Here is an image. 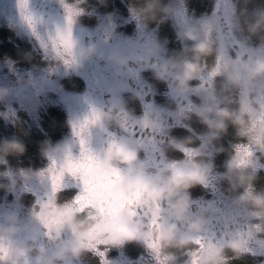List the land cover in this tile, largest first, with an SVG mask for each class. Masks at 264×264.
<instances>
[{
    "label": "flooded vegetation",
    "instance_id": "af4514ba",
    "mask_svg": "<svg viewBox=\"0 0 264 264\" xmlns=\"http://www.w3.org/2000/svg\"><path fill=\"white\" fill-rule=\"evenodd\" d=\"M66 5L75 10L71 22ZM76 5L33 0L26 8L33 16L29 24L33 26L32 35L28 37L33 49L30 59L23 63L31 65L38 76L36 86H30L25 93L36 94L38 90L40 98L67 95L77 107V113L71 124L67 123L63 111L47 116L53 125L42 131L46 144L26 146L23 154L16 156L21 173L20 198L18 209L8 207V212L9 218L26 230L18 234V241L37 234V244L44 243L51 248L69 236H80L86 252L69 264H105V261L107 264H193V261L196 264H264V212L250 204H238L237 198L245 189H233L225 178L227 165L232 162L235 173L254 176L247 191L264 192V152L256 147L260 138L255 135L258 127H264V108L243 129L245 135H238L233 126L232 130L217 135L198 115L209 94L215 97V107L225 106L222 94L225 78L214 73L219 66L215 51L204 58V72L189 82V90L177 94L171 79L158 80L154 69L137 56L155 49L147 57V64L159 66L182 53L188 41L181 39V45L174 49L167 39L139 29L134 22L110 29L99 24L97 15L77 12ZM216 17V29L209 34H212V45L217 46L215 50L223 49L231 58L242 50L245 57L252 50L264 51L257 44V38L245 37L227 13L219 11ZM45 36L49 40L58 36L59 49H63L58 53L48 52L43 42ZM114 55L126 63L117 64ZM254 102L264 103V92L249 93L239 88L231 94L227 106L234 107L233 110L247 107L251 114L255 111ZM94 110L99 117L97 122L77 135L84 121L92 118ZM81 139L97 157L80 181L82 186L85 182L93 185V190L87 193L92 208L83 215L65 216L62 226L53 227L52 239H49L40 216H49L50 211L38 206L37 201L43 202L51 188L48 176L41 173L53 162L62 166L70 157L79 156ZM241 144L249 145L251 154L238 153L236 146ZM116 166L126 171L118 183L111 172ZM185 168L207 169V179L185 191H175L167 199L155 196L154 190H150V185L171 190L170 176H178L185 182L195 181L197 174L185 172ZM65 183L66 187L57 194L61 205L70 202L81 190L71 177H66ZM180 196L187 200L188 217L202 218L201 230L195 234L189 232L184 220L170 214V205ZM145 203L153 206L151 213L145 211ZM137 205L142 208L143 216L133 217L123 210ZM157 217L158 223L149 227L148 221ZM83 219L91 220L92 227L81 230L78 224ZM172 223L177 224L181 235H187L190 242L186 247H165L160 229ZM128 224L137 227L142 224L147 230L141 241L128 242L137 237L136 232L128 230ZM58 231L60 235L56 234ZM197 239L202 240L198 256L193 255ZM89 244L106 249L105 257L102 259L88 251ZM149 244L161 253L159 262L149 250ZM229 244L235 251L228 249ZM213 252L215 255L211 256ZM27 260V264H34L33 255L29 254Z\"/></svg>",
    "mask_w": 264,
    "mask_h": 264
},
{
    "label": "rangeland",
    "instance_id": "374dc122",
    "mask_svg": "<svg viewBox=\"0 0 264 264\" xmlns=\"http://www.w3.org/2000/svg\"><path fill=\"white\" fill-rule=\"evenodd\" d=\"M31 1L33 0H27V4ZM51 1L77 3V12L97 15L100 19L99 24L110 29L118 24L134 22L139 29H147L152 35L159 34L161 38L167 39V43L174 49L181 45L180 34L189 28L198 29L201 38H210L209 41L212 43V34H209L216 29L214 20L217 19V13L223 11L235 21L245 37L257 38V44L264 48L261 43L264 33L252 36L245 24V21L250 20L257 11L264 9V0H161V5L171 11L158 12L155 19L144 17L147 0ZM82 2L85 3L84 6L79 4ZM25 16H31L33 20V16L26 9L23 15L21 14V0H0V142L16 139L19 142H27L26 148L36 147L47 141L42 131L53 125L47 116H55L57 111L61 113L63 111L67 116V123L71 124L77 107L70 97L64 94L61 97L40 98L38 90L36 94L25 93L30 86H36L38 76L31 65L23 63L30 59L29 54L33 49L28 40L29 35H32L33 26L29 25ZM2 32L6 33V36H1ZM3 37H6V41ZM43 42L47 45L48 52L58 53L63 49H59L61 43L58 36L51 37L50 40L45 36ZM186 45L190 46L191 42ZM213 47L214 50L217 48ZM231 128L229 125L227 131L232 130ZM50 152L51 150L47 152L48 157ZM16 156L0 157V183L18 181V185L13 183L9 187L0 188V228L8 224L10 217L8 207L18 209L21 173L16 166ZM0 237L3 238L4 246L10 250L8 257L0 260V264H27L28 255H17L12 251L16 247L14 241L19 242L18 234L8 240Z\"/></svg>",
    "mask_w": 264,
    "mask_h": 264
},
{
    "label": "clouds",
    "instance_id": "9594fccd",
    "mask_svg": "<svg viewBox=\"0 0 264 264\" xmlns=\"http://www.w3.org/2000/svg\"><path fill=\"white\" fill-rule=\"evenodd\" d=\"M171 9L165 8L161 5V0H147L144 7L145 19H155L158 12H169ZM247 31L252 36H257L264 33V9L257 11L254 16L245 21ZM180 38L191 42L190 46H186L184 51L172 59L164 61L159 66L155 64H147V57L151 56L155 49L149 51L147 54L137 56L139 61H142L148 67L154 69L155 76L158 80L173 81V91L177 94L186 93L189 82L199 77L204 69L202 61L204 58L213 55L219 57V66L214 69L215 74H220L225 78L222 88V94L225 101V106L215 107L213 100L215 97L212 94L206 98L205 105L200 109L198 115L202 118V123L207 125L210 129L219 135L227 130L231 125L238 130V135H245L243 129L252 121H255L261 108H264V103H253L255 111L248 113L247 107L242 110H233L230 106L231 94L237 89L244 88L247 92L254 91L264 92V51L252 50L248 52L245 57V52L242 50L235 58L225 55L223 49L214 50L212 43L206 39L201 38L198 29L189 28L180 34ZM261 43L264 45V36L261 37ZM113 60L123 65L126 60L118 55L113 56ZM255 135L260 139L256 147L264 152V127H258ZM25 151V145L16 139L5 140L0 142V157H7L9 155H20ZM235 164L229 162L227 165V174L225 178L229 181L233 189L237 187L244 188L237 198L238 204H250L255 209L264 212V192L247 191V188L252 184L254 176L251 173L242 174L234 172ZM185 172H193L197 174V179L191 182L182 181L178 176H170L171 190L162 188L159 185H150V190H154L153 194L157 197L167 199L175 191H185L199 185L207 179V169H183ZM13 183L18 185V181H9L8 184L0 183V188L9 187ZM145 211L151 213L153 206L145 203ZM188 203L185 197H176L170 205V214L175 216L177 220H184L188 224L190 233L195 234L201 230L202 218L190 219L187 215ZM35 220V217H32ZM93 222L89 219H83L79 222L78 227L81 230H87L92 227ZM129 231L137 233L136 239L128 242H139L146 235V229L141 224L139 227L135 224H128ZM22 231H26L21 226L16 224V221L9 218L8 224L0 228V236L5 240L16 236ZM162 240L166 248H181L189 244L187 235H181L178 226L175 223L162 226L161 229ZM60 235L58 231L56 233ZM38 235L32 234L28 239L22 242H15L16 247L13 252L17 255H33L34 264H69L80 259L86 252L81 244L80 236H69L60 243L57 247H49V245L41 243L37 244ZM229 250L235 251L232 245L229 244ZM221 252L223 250H220ZM214 256L215 253H210Z\"/></svg>",
    "mask_w": 264,
    "mask_h": 264
},
{
    "label": "snow or ice",
    "instance_id": "6c2138e0",
    "mask_svg": "<svg viewBox=\"0 0 264 264\" xmlns=\"http://www.w3.org/2000/svg\"><path fill=\"white\" fill-rule=\"evenodd\" d=\"M27 8V0H21V14L23 15L24 10ZM68 20L71 22L72 16L74 14V9L71 6H67ZM25 19L29 24H32V17L25 16ZM215 75V74H213ZM210 86V85H209ZM99 119L98 114L93 111L92 118L86 119L84 123L80 126V130L77 132V135H81L87 128L89 124H94ZM81 151L79 156L70 157L69 160L62 166L56 165L55 162L50 164L46 172H42L41 176L47 175L50 181L51 191L48 193V196L45 198L43 202L37 201L38 206H42L45 209L50 211L49 216H40V223L43 225L45 229V235L52 239V229L54 226L60 225L62 226L63 218L67 215H83L86 212H89L92 208L91 203L87 199V193L93 190V185L85 182L83 186L81 185V178H83L94 163L97 160L95 154L85 145V141L81 139ZM236 151L238 153L248 152L251 154L250 146L246 144H241L236 146ZM130 169H127V171ZM113 179L115 182H119V180L124 176L125 170L119 166L114 167L112 170ZM66 177H71L75 179L81 190L80 192L70 201L64 204H59L57 202V194L66 187ZM128 212L129 215L133 217L143 216L142 208L137 205L134 208L123 209ZM158 211L162 212V209H158ZM159 217L154 220L148 221L149 227H154L156 223H158ZM73 232L75 229L73 228ZM197 243V249L193 250V255L198 256L199 247L202 246V240L197 239L195 241ZM149 250L155 255L157 261L159 262L161 253L157 251L156 247L153 244L148 245ZM88 251L95 252L102 259L106 255V249H101L99 244H89ZM9 248L4 246L3 238L0 237V260H4L9 255ZM105 264L107 262L105 261ZM193 264H196V261H193Z\"/></svg>",
    "mask_w": 264,
    "mask_h": 264
},
{
    "label": "trees",
    "instance_id": "16d2710c",
    "mask_svg": "<svg viewBox=\"0 0 264 264\" xmlns=\"http://www.w3.org/2000/svg\"><path fill=\"white\" fill-rule=\"evenodd\" d=\"M2 36H6V33L3 34ZM5 38H6V37H3L4 40H5ZM4 40H3V41H4ZM3 41H1V43H2ZM5 41H6V40H5Z\"/></svg>",
    "mask_w": 264,
    "mask_h": 264
}]
</instances>
